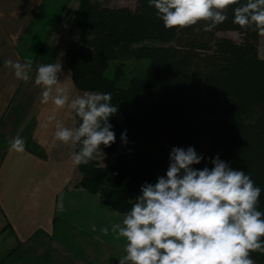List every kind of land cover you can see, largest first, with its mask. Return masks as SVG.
<instances>
[{
	"label": "trees",
	"instance_id": "16d2710c",
	"mask_svg": "<svg viewBox=\"0 0 264 264\" xmlns=\"http://www.w3.org/2000/svg\"><path fill=\"white\" fill-rule=\"evenodd\" d=\"M77 1L75 37L64 51L71 81L81 92L111 93L119 107L109 120L116 141L102 145L94 161L78 165L79 187L124 215L143 184L166 176L171 149L191 146L204 156L196 169L212 168L218 155L249 174L262 190L258 210L264 212V58L257 32L233 24L232 8L224 23L204 32V22L166 29L148 0H136L134 9ZM217 32L244 38L238 43ZM125 59H148L151 68L123 87L117 81L125 76ZM112 62H119L114 78L107 76ZM114 154L109 168L100 164L101 157ZM251 256L264 264V254Z\"/></svg>",
	"mask_w": 264,
	"mask_h": 264
},
{
	"label": "clouds",
	"instance_id": "9594fccd",
	"mask_svg": "<svg viewBox=\"0 0 264 264\" xmlns=\"http://www.w3.org/2000/svg\"><path fill=\"white\" fill-rule=\"evenodd\" d=\"M148 5L166 29L204 22V32L224 23L232 8L233 24L264 37V0H148ZM4 64L17 80L30 79L32 59H7ZM62 72L61 63L40 64L35 85L42 88V104L68 108L73 118H80L74 128L57 121L54 140L79 145L71 160L87 165L100 155L102 145L115 143L109 120L119 107L112 104L111 93L86 91L70 98L58 75ZM55 119L54 113L47 117L49 122ZM121 140L127 143L126 130ZM8 143L9 151H25V140L19 136ZM203 159L194 147H173L166 176L141 186L122 222L111 226L114 238L124 241L125 254L118 264H256L251 253L264 254V212L258 210L261 188L218 155L211 159L212 168L193 167ZM102 231L109 234L107 227Z\"/></svg>",
	"mask_w": 264,
	"mask_h": 264
},
{
	"label": "crops",
	"instance_id": "0c3cea01",
	"mask_svg": "<svg viewBox=\"0 0 264 264\" xmlns=\"http://www.w3.org/2000/svg\"><path fill=\"white\" fill-rule=\"evenodd\" d=\"M43 2L44 0L39 9L43 8ZM16 3L13 0H0V9L3 7L11 9ZM9 10V19L3 18L0 11V264H58L59 260L66 264H80L81 256L74 252L73 247L66 245V242L65 244L58 242L55 244L56 247H52L50 239L61 231V229H56L58 219L65 217L67 219L71 216L75 217L74 222L71 223L76 225L75 231L78 232L76 235L86 242L85 248L91 246L92 238L98 240V226L93 223V218L95 219L96 216L91 209L85 212L86 208H83V204H87V201L83 203L81 197L85 194L84 197L87 199L84 200H88L89 204L94 202L95 206L99 204V200L82 187L70 189L75 181L65 175L64 156H56V159L51 161L49 155L42 153L49 149L50 146H47V143L50 139L52 145L54 142L53 137L44 142L38 140L37 134L41 130L39 117L35 118L33 125L26 124V117H21L20 122L22 123L19 121L12 123L9 119V108L20 87L18 84H22L23 81L12 77L14 71L5 66L4 61L12 59L23 62L24 57L22 53H19L18 41H24L20 35L25 30L29 31L30 28L29 25H25L26 27L18 29L12 23H7L17 20L10 16ZM4 23H7L6 27H2ZM41 25L43 22L42 24L37 23V26ZM43 29L45 27L40 31L42 32ZM260 48V56L264 58ZM8 77L12 79L9 83H7ZM31 79L33 76L28 80L29 84L34 81L30 82ZM12 87L14 90L11 91ZM3 92L8 97L6 100L1 97ZM5 133H8L9 137L21 136L25 140V151L23 153L9 151L8 142L12 138L7 139V142L2 145L1 139L8 137ZM34 138L37 147L40 146L36 148V155H33L32 141ZM60 144L62 142H59L61 149ZM52 147L59 153L58 146L54 144ZM2 154H8L6 160H2ZM78 211L89 219L83 221L86 223L77 222L76 213ZM102 239L103 241L108 240L106 235ZM51 248L55 250V259L50 253Z\"/></svg>",
	"mask_w": 264,
	"mask_h": 264
},
{
	"label": "rangeland",
	"instance_id": "374dc122",
	"mask_svg": "<svg viewBox=\"0 0 264 264\" xmlns=\"http://www.w3.org/2000/svg\"><path fill=\"white\" fill-rule=\"evenodd\" d=\"M15 7L10 9L3 7L0 9L3 18L9 19L8 10L10 11V16L12 18H16V22H7L12 23L18 29L22 27H26L25 25H29V31L25 30L21 33L20 37H23V40H19L18 50L19 53H22L23 59L30 58L33 60L32 71L30 72V77L33 76V81L29 84L28 81H23L22 84H18L19 89L18 92L11 103L12 106L9 108V119L12 123L15 121H19L21 117H26V124L33 125L35 118L41 122V130L37 134L38 140L50 139L53 137L52 141L54 142L55 146H58L59 153L53 149V145L50 142L47 143L49 149L46 150L47 152H42L43 154H47L51 157V161L56 159V156H64L65 158V175L75 181L74 184L71 185L70 189L73 190L79 187V179L81 178V174L78 170V165H76L72 160L71 156L75 152V145L73 144H60L61 149L59 146V141L54 140V133L56 131V123L57 121L61 122L65 127L74 128L77 127L79 117L73 118L70 110L68 108L64 109H55V106L49 102L47 105L41 103V93L42 88L35 85V76L36 70L40 64H49V63H61L63 66V72L58 74L62 84L66 85L69 88V95L70 98H75L76 96L83 95L84 92L77 90L71 79L69 69L64 61V50L68 40L75 37V32H72L73 23L72 19L76 10L79 8V2L77 0H44L43 8L39 9V6L42 0H13ZM102 6L107 7H123L128 6L134 9L136 0H95ZM3 5L5 3H2ZM45 12V13H43ZM45 14V15H44ZM44 16V17H43ZM2 21H4V19ZM42 19V20H38ZM44 20V21H43ZM43 25L37 26V23ZM7 23H4L2 27H6ZM41 32L40 29L44 28ZM1 35V33H0ZM217 36L219 38H229L238 43L242 42L244 36L238 32H217ZM40 39H39V38ZM22 39V38H21ZM259 47H261L262 56L264 57V37L258 36ZM149 44L153 45L156 42L151 41ZM32 55V56H31ZM23 60V61H24ZM17 61V60H15ZM119 62H112L108 71L107 76L110 78H114L115 73V66ZM124 69H125V76L122 77L121 80L117 81L119 86H127L130 79L133 77H146L150 71L151 63L148 59L143 60H135V59H125L124 60ZM12 77H15L14 73H12ZM12 79L8 77L7 83L11 82ZM6 83V84H7ZM14 90L13 87L11 91ZM2 99L6 100L8 97L2 93ZM35 103V104H34ZM34 104V107L32 106ZM27 105V106H26ZM27 107V111H26ZM33 107V108H32ZM32 108V112H31ZM55 114L56 119L49 122L47 117L49 115ZM39 114V116H38ZM22 123V121L20 122ZM34 128V127H33ZM20 132V131H19ZM6 135L8 133H5ZM8 137L2 138V145L7 142V139L14 138L9 135ZM21 137V136H19ZM34 153L36 155V148L37 142L32 141ZM46 147V146H45ZM52 148V149H51ZM33 151V150H32ZM36 151V152H35ZM205 151H208V141L205 142ZM40 153V152H39ZM8 154H2V160H6ZM118 154L104 156L100 158V164L105 167L109 168L117 159ZM73 193V192H72ZM71 193V194H72ZM83 195V196H82ZM81 201L87 204H83V208L85 212H89L91 209L92 213L96 216L94 220V224L98 226L97 238L98 240H93V244L88 248H85L86 242H83L80 239V236L76 235L75 229L76 225L71 223L74 222V218L69 216L67 219H58V224L56 229H61L59 233L54 234L51 237L50 242L52 247H56V243L63 242L66 245H70L74 248V252L81 256L82 261L80 264H118V258L124 255L123 250V243L124 241L117 240L114 238L113 234L111 233V226L113 223L122 222L123 214L113 210L111 207L107 206L103 203L102 200H99V204L95 206V203L92 202L91 204L88 203V200L82 194ZM76 198V197H75ZM93 198V197H92ZM96 198V197H95ZM95 198L93 200H95ZM88 210V211H87ZM96 212V214H95ZM78 223H86L83 221L89 220L84 214L78 211ZM75 214V216H76ZM72 220V221H71ZM79 224V227H81ZM92 224V226L94 225ZM103 227L109 228V234L106 235L108 240L103 241L102 237L103 234ZM72 232L73 234H69ZM62 244V243H61ZM50 253L52 254L53 259H55V250L52 248L50 249ZM52 259V260H53ZM69 260V259H68ZM58 264H66L59 260Z\"/></svg>",
	"mask_w": 264,
	"mask_h": 264
}]
</instances>
